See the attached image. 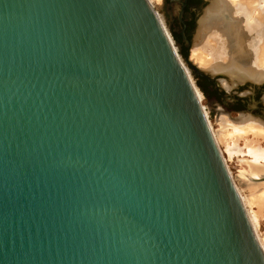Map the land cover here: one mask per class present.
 Segmentation results:
<instances>
[{
    "label": "water",
    "instance_id": "1",
    "mask_svg": "<svg viewBox=\"0 0 264 264\" xmlns=\"http://www.w3.org/2000/svg\"><path fill=\"white\" fill-rule=\"evenodd\" d=\"M178 52L147 0H0V264H264Z\"/></svg>",
    "mask_w": 264,
    "mask_h": 264
},
{
    "label": "bare ground",
    "instance_id": "2",
    "mask_svg": "<svg viewBox=\"0 0 264 264\" xmlns=\"http://www.w3.org/2000/svg\"><path fill=\"white\" fill-rule=\"evenodd\" d=\"M147 1L154 7L152 4L156 0ZM204 10V16H202L196 34V43L192 50L193 60L199 65V68L201 67L200 69L203 68V70L206 69V71L212 74H218L219 72L226 73L229 76V80L223 79L220 82L226 90H230L231 87L233 88V85H238L246 80H252V82L263 81L264 0H210L209 6ZM156 14L158 16L157 12ZM158 18L164 29H166V26H164L166 24H164L162 18L159 16ZM165 31L166 33L168 32L167 30ZM167 34L173 43L170 34ZM174 49L176 48L174 47ZM184 68L189 77V71L185 65ZM189 79L192 83L190 77ZM194 89L201 102L202 94L195 86ZM202 107L204 108L208 126L220 148L223 158L224 155L220 144L224 143L226 138H231L232 140V137L237 136L245 139L248 134H251L257 139L254 141L253 138H251L253 140L249 138V140H247L246 138L248 153L253 160H247V158L246 160L240 161L245 165L246 171L249 173L251 172V174L257 177V184L250 182V180H244L243 182V191H249L246 197L247 200L241 192L242 187L239 188L236 186L234 177L227 167V160L224 158L226 167L250 219L251 215L249 214L250 212L247 211V205H249L250 202L264 200V145H262L264 141V120L253 117L251 114H247V112H241L240 116L237 118L222 114L218 121L221 128L215 130L208 119L205 107L203 105ZM235 140L237 139L235 138ZM245 178L247 179V177ZM260 239L264 241V237H260Z\"/></svg>",
    "mask_w": 264,
    "mask_h": 264
},
{
    "label": "flooded vegetation",
    "instance_id": "3",
    "mask_svg": "<svg viewBox=\"0 0 264 264\" xmlns=\"http://www.w3.org/2000/svg\"><path fill=\"white\" fill-rule=\"evenodd\" d=\"M205 0H161L166 24L174 40L180 44V52L187 53L190 40L197 24L198 14ZM188 41V43L184 40ZM196 82L205 100L213 110H224L230 114L247 112L257 118L264 119V81L251 87L250 91L228 92L219 80L202 72L195 73ZM248 95V96H247Z\"/></svg>",
    "mask_w": 264,
    "mask_h": 264
},
{
    "label": "rangeland",
    "instance_id": "4",
    "mask_svg": "<svg viewBox=\"0 0 264 264\" xmlns=\"http://www.w3.org/2000/svg\"><path fill=\"white\" fill-rule=\"evenodd\" d=\"M160 1L161 0H156L152 5L154 6L153 7L154 10L158 13V16L161 17L162 20H163V22H164V24H166V18L164 17V11H163L161 5L159 4ZM209 1L210 0H205L204 5L202 6V8H201V10H200V12L198 14L197 24H196L195 30H194V32L192 34L191 40H190V46H189V50L187 52V56L191 60H193L192 50H193L194 45L196 43L195 42V39H196V34L198 32V29H199V24H200V21L202 19V16H204V11H205L204 9H206L209 6V4H210ZM164 26H166V29L165 30L168 31L167 33L170 34L172 40L175 41L174 38H173V36L171 35V33L169 32V30L167 28V24L164 25ZM176 49H177V47H176ZM178 56L180 57V59L182 60L183 64L185 65V67L189 71V77L191 78L192 83L194 84V86H196L197 90L200 91V93L202 94L201 104L205 107V111L207 113L208 119L210 120V122L213 125V127H214L215 130L221 128V126L218 124V121H219V119H220V117H221L222 114H226L228 116H231L232 118H237V117L240 116V113L241 112H239L237 114H234V113L230 114V113H228L226 111L224 112L223 110H218V111L216 109L213 110V108H212L213 106L210 105V104H208L206 102L203 93L201 92L200 88L198 87V84L196 82V77H195L194 71L191 70V68H190L189 65H187V64L184 63V60H183L184 57L181 55L180 52H178ZM193 63H195V65L197 67H199V65L195 62V60H193ZM202 70H203V68H202ZM204 71H206V69ZM221 73H224V72H219L218 74L216 73L214 76H211L207 72L205 74H207V75H209L211 77H214V78L218 79L219 80V83L223 79H226L228 81L229 80V76L226 73H224V74H221ZM263 81H261V82H252V80L251 81L246 80V81L241 82L238 85H233V88L231 87V89L230 90H227V91L228 92H231V91H234V92L240 91L241 92V91L245 90V91H250L251 92V90H252L251 87H254L256 85H260V84L263 83ZM262 98H263L262 101L264 103V94H263V97ZM247 114H249V113H247ZM251 116H253V115H251ZM253 117H255V116H253ZM235 138L237 140H235ZM246 138H247V140H249V139L250 140H253L254 139V141L257 140L251 134H248L246 136ZM246 138L244 139V138H240V137L234 136V137H232V140H231V138H228V139L226 138V140H224V143H221L220 144V147H221V149L223 151L224 158L227 160L226 161L227 167H228L230 173L232 174V176L234 177V181H235L236 186H238L239 188L242 187L241 188L242 189L241 192L245 196V199H246L247 195L249 194V191L248 190L243 191V189H244L243 188L244 187V184H243L244 180H250V182H253V183L257 184V179H256L257 177H255L253 174H251V172L249 173L248 171H246L245 170V168H246L245 165L242 162H240L242 160H246L247 158H248L247 160H253V158L248 153ZM251 138H253V139H251ZM263 142H262V145H264ZM237 148H239V149H237ZM245 175H247V176H245ZM250 176H252V177H250ZM245 177H247V179ZM254 179H256V180H254ZM262 200L261 201H258V202H250L249 205H247V207H248L247 208V211L250 212L249 214L251 215V217H250L251 223L253 225V228L255 229V232L257 234V237L259 239V242L261 243V246H262V248L264 250V241H262L260 239V237H262V238L264 237V200L263 201ZM251 203H252V205H251ZM249 208L251 209V211H250Z\"/></svg>",
    "mask_w": 264,
    "mask_h": 264
},
{
    "label": "trees",
    "instance_id": "5",
    "mask_svg": "<svg viewBox=\"0 0 264 264\" xmlns=\"http://www.w3.org/2000/svg\"><path fill=\"white\" fill-rule=\"evenodd\" d=\"M183 57H187V53H181Z\"/></svg>",
    "mask_w": 264,
    "mask_h": 264
},
{
    "label": "built area",
    "instance_id": "6",
    "mask_svg": "<svg viewBox=\"0 0 264 264\" xmlns=\"http://www.w3.org/2000/svg\"><path fill=\"white\" fill-rule=\"evenodd\" d=\"M203 110H204V108H203Z\"/></svg>",
    "mask_w": 264,
    "mask_h": 264
}]
</instances>
